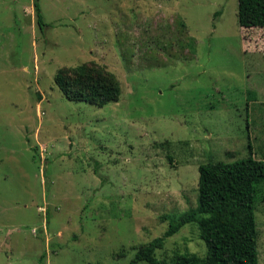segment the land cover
<instances>
[{
    "label": "rangeland",
    "instance_id": "rangeland-1",
    "mask_svg": "<svg viewBox=\"0 0 264 264\" xmlns=\"http://www.w3.org/2000/svg\"><path fill=\"white\" fill-rule=\"evenodd\" d=\"M237 9L0 0V264H129L196 205L201 164L264 158V27H241ZM90 62L116 74L117 101L57 87V71ZM254 197L264 264V179ZM198 234L182 226L155 256L203 257Z\"/></svg>",
    "mask_w": 264,
    "mask_h": 264
},
{
    "label": "trees",
    "instance_id": "trees-1",
    "mask_svg": "<svg viewBox=\"0 0 264 264\" xmlns=\"http://www.w3.org/2000/svg\"><path fill=\"white\" fill-rule=\"evenodd\" d=\"M238 24L244 28L264 27V0H237ZM37 23L42 25L40 8L34 2ZM54 81L69 100L96 106L115 102L122 92L116 74L106 66L80 63L57 71ZM264 179V158L249 155L224 163L208 161L199 166L198 197L194 207L171 217L162 235L140 244L129 264H169L155 251L182 226L195 223L206 254H175L170 264H258V233L255 219V184Z\"/></svg>",
    "mask_w": 264,
    "mask_h": 264
}]
</instances>
